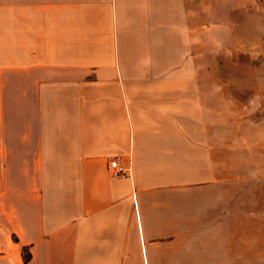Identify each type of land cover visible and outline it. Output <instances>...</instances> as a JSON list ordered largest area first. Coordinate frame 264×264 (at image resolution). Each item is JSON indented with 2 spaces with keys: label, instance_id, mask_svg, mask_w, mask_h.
Here are the masks:
<instances>
[{
  "label": "crops",
  "instance_id": "1",
  "mask_svg": "<svg viewBox=\"0 0 264 264\" xmlns=\"http://www.w3.org/2000/svg\"><path fill=\"white\" fill-rule=\"evenodd\" d=\"M234 50L264 53V0H0L13 264H196L198 230L226 220L225 203L211 213L227 181L212 86Z\"/></svg>",
  "mask_w": 264,
  "mask_h": 264
},
{
  "label": "rangeland",
  "instance_id": "2",
  "mask_svg": "<svg viewBox=\"0 0 264 264\" xmlns=\"http://www.w3.org/2000/svg\"><path fill=\"white\" fill-rule=\"evenodd\" d=\"M213 71L219 83L212 90L227 102L226 113L215 116L221 138L225 126L227 181L220 199L216 195L210 203L212 215L215 204L225 203L226 220L198 230L206 242L195 252L196 264H264V53L220 52ZM9 235L0 218V264H13L18 250ZM186 257L180 264L188 263Z\"/></svg>",
  "mask_w": 264,
  "mask_h": 264
},
{
  "label": "built area",
  "instance_id": "3",
  "mask_svg": "<svg viewBox=\"0 0 264 264\" xmlns=\"http://www.w3.org/2000/svg\"><path fill=\"white\" fill-rule=\"evenodd\" d=\"M109 169L114 175L129 176L130 165L119 158H113L109 162Z\"/></svg>",
  "mask_w": 264,
  "mask_h": 264
},
{
  "label": "trees",
  "instance_id": "4",
  "mask_svg": "<svg viewBox=\"0 0 264 264\" xmlns=\"http://www.w3.org/2000/svg\"><path fill=\"white\" fill-rule=\"evenodd\" d=\"M22 254H23L24 261H27L30 255L26 251L25 247L22 248Z\"/></svg>",
  "mask_w": 264,
  "mask_h": 264
}]
</instances>
